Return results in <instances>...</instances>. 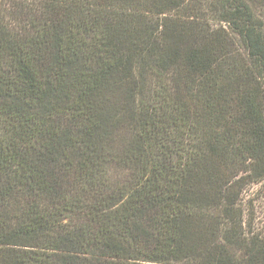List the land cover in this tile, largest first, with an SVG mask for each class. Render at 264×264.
<instances>
[{"label": "trees", "instance_id": "obj_1", "mask_svg": "<svg viewBox=\"0 0 264 264\" xmlns=\"http://www.w3.org/2000/svg\"><path fill=\"white\" fill-rule=\"evenodd\" d=\"M264 0H0V264H264Z\"/></svg>", "mask_w": 264, "mask_h": 264}, {"label": "rangeland", "instance_id": "obj_2", "mask_svg": "<svg viewBox=\"0 0 264 264\" xmlns=\"http://www.w3.org/2000/svg\"><path fill=\"white\" fill-rule=\"evenodd\" d=\"M241 206L247 223L255 232L264 230V183L248 184L242 194Z\"/></svg>", "mask_w": 264, "mask_h": 264}]
</instances>
